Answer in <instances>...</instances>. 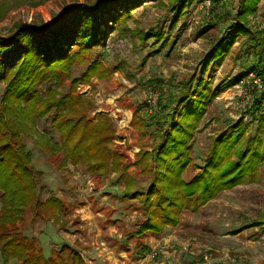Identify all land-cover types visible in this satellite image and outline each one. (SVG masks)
Masks as SVG:
<instances>
[{
	"label": "trees",
	"instance_id": "16d2710c",
	"mask_svg": "<svg viewBox=\"0 0 264 264\" xmlns=\"http://www.w3.org/2000/svg\"><path fill=\"white\" fill-rule=\"evenodd\" d=\"M142 1H74L48 23L18 22L9 34L0 36V82L5 83L0 100L1 264L12 260L19 264H87L74 244L63 243L46 255L19 227L26 212L30 213V222L46 219L60 226L67 223L62 216L68 206L59 196L39 197L41 171L33 166L31 152L21 139L30 131L40 136L38 141H32L34 146L51 155L63 153L62 166L80 163L90 174L105 179L114 172L123 180L121 197L134 202L139 213L132 227L124 232L132 246L139 247L133 254L126 250L131 259H139L149 250L142 244L148 232L158 234L167 226H177L183 211L197 210L221 192L260 180L264 134L258 129L242 140L246 128L239 123L210 136L202 164L190 177H184L192 162V140L207 109L205 93L209 83L205 72L221 64L238 35L245 36L242 51L253 56L252 65H245L247 72L254 71L264 79V31L252 30L247 23L256 0H245L243 11L234 14L235 23L210 45L199 68L180 80H167L176 89L172 100L164 97H171V92L164 96L162 92L153 106L146 102L135 110L133 124L140 136L143 137L141 130L151 127L150 135L156 141L154 146L139 145L133 161L139 173L149 176L143 189L138 187L135 175L128 174L130 165L124 156L111 147L115 135L112 118L98 113L94 121L90 120L87 112L95 108V101L72 93L79 81L108 77V68L93 59L79 76L71 79L66 91L60 89L63 75L69 77L74 64L84 63L93 47L105 44L107 31L100 24L109 19L107 30L125 35L131 31L127 20ZM169 8L174 10V6ZM179 12L180 8L174 12L173 21ZM163 35L162 29L153 28L137 33L141 44L150 38L158 42ZM42 82L44 89L40 90ZM248 109L252 119L264 110V92L253 93ZM52 112L51 126L58 132V140L35 130V121ZM258 127H264V120L258 121ZM249 226H259L264 232V218H256Z\"/></svg>",
	"mask_w": 264,
	"mask_h": 264
},
{
	"label": "rangeland",
	"instance_id": "374dc122",
	"mask_svg": "<svg viewBox=\"0 0 264 264\" xmlns=\"http://www.w3.org/2000/svg\"><path fill=\"white\" fill-rule=\"evenodd\" d=\"M74 1L96 0H0V10L5 12L0 14V36L9 34L18 22L48 23ZM244 2L143 0L127 20L131 31L125 35L107 30L111 25L109 19L100 24V28L107 31L105 44L93 47L85 55L84 63L74 64L70 76L63 75L60 89L66 91L71 79L79 76L93 59L100 60L108 68V77L79 81L72 93L93 98L95 108L87 112L90 120L94 121L97 113H106L112 118L115 135L111 147L121 146L132 166L139 145L147 147L156 143L150 135L151 127L141 130V137L134 126L137 107L146 102L149 104L148 100L160 97L162 92L163 96L171 92V97H164L172 100L176 89L170 87L172 83L167 80H180L199 68L210 45L222 38L235 23L234 14L243 11ZM170 5L174 10L169 8ZM178 8L180 12L173 21ZM247 23L252 30L264 31V0H256L255 10L247 16ZM149 28L162 29L163 38L158 42L150 38L141 44L137 33ZM243 42L245 36L238 35L221 64L205 72L209 83L205 93L207 109L192 140V162L184 173L185 178L202 164L210 136L227 126L245 125L242 140L258 129L264 134V127H258V121L264 120V110L258 111L252 119L249 105L246 109L243 106L247 94L264 92V79L254 71L246 70L245 65H252L253 56L242 51ZM256 77H260L261 87L254 82ZM38 88L44 89L43 82ZM4 93L5 83L0 82V100ZM52 117L53 112L37 119L35 130L58 140L59 134L51 126ZM38 137L36 132L30 131L21 139L26 150L31 152L33 166L41 171L39 197L59 196L68 206L62 216L67 223L60 226L46 219L30 222V213L26 212L19 227L28 240L46 255L51 248L63 243L74 244L87 264H139L132 262L126 251L133 254L139 250L124 236L139 213L134 209V202L121 197L123 180L113 173L108 179L90 174L80 163L62 166V152L51 155L32 144L33 140H39ZM122 137H125L124 141ZM127 172L135 175L139 188L143 189L149 183V176L139 173L136 166ZM259 172L257 183L238 185L219 193L197 210L183 211L178 225L165 232L166 240L154 235V247L144 253L150 257L148 255V259L140 264H264V232L259 226H249L256 218H264V166ZM142 244H148L147 235ZM118 248L124 250L118 251ZM10 264L19 262L12 260Z\"/></svg>",
	"mask_w": 264,
	"mask_h": 264
},
{
	"label": "crops",
	"instance_id": "0c3cea01",
	"mask_svg": "<svg viewBox=\"0 0 264 264\" xmlns=\"http://www.w3.org/2000/svg\"><path fill=\"white\" fill-rule=\"evenodd\" d=\"M98 114V113H97ZM96 118V117H95ZM123 138V141L125 140V137H122ZM113 142H114V140H113ZM123 144V142H119V144ZM136 143L137 142H135V145H136ZM134 145V144H133ZM134 145V146H135ZM114 148V147H113ZM114 149H116L120 154H122L123 156H124V161L125 162H130V161H128L127 160V157H126V155L123 153V149H122V147L120 146L119 148H117V147H115ZM134 168H135V166L134 165H132ZM132 166H130L129 168H128V171L130 170V168L132 167ZM116 174V173H114V172H111L110 174H109V176L107 177V178H105V179H108L109 177H111V174ZM116 175H118V174H116ZM257 183V182H256ZM203 206V205H202ZM170 227H174V226H167L162 232H160V233H158V234H156V233H151V232H148L146 235L148 236V244L147 245H149V248L152 250V248L154 247L153 245V242L156 240L155 239V237H154V235H160L159 237L161 238V239H164V240H166V235H164L165 234V232L167 231V229L168 228H170ZM152 241V242H151ZM150 249H149V251H150ZM124 255H127L126 253L124 254ZM148 255L149 254H144L141 258H139V259H131V260H133L132 262H134V263H141L143 260H145L146 261V259H148ZM120 256V255H119ZM122 257V256H121ZM128 257V256H127ZM149 257H150V255H149ZM129 258H127V260H128ZM130 260V259H129ZM130 260V261H131Z\"/></svg>",
	"mask_w": 264,
	"mask_h": 264
},
{
	"label": "built area",
	"instance_id": "2783aa9c",
	"mask_svg": "<svg viewBox=\"0 0 264 264\" xmlns=\"http://www.w3.org/2000/svg\"><path fill=\"white\" fill-rule=\"evenodd\" d=\"M260 78V77H259ZM259 78L257 79V77L254 79V82L255 83H258V85L261 87V84H260V80H259ZM263 83V85H264V81L262 82ZM251 100H252V93L250 92V94H247L246 96H245V100L243 101V106H244V109H246L247 108V106L250 104V102H251ZM154 101H155V98H152L151 100H148V103H149V105H152L153 103H154Z\"/></svg>",
	"mask_w": 264,
	"mask_h": 264
}]
</instances>
